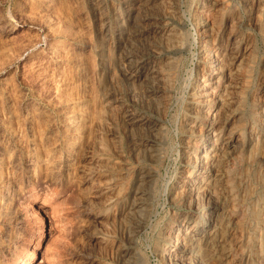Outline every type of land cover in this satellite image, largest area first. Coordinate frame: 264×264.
<instances>
[{
    "label": "rangeland",
    "instance_id": "1",
    "mask_svg": "<svg viewBox=\"0 0 264 264\" xmlns=\"http://www.w3.org/2000/svg\"><path fill=\"white\" fill-rule=\"evenodd\" d=\"M263 18L264 0H0V264H192L187 246L213 229L201 264L241 242L258 264L262 153L236 163L235 204L188 156L203 157L196 112L230 127L228 151L262 118ZM136 24L148 33L132 38ZM207 34L232 54L216 89ZM201 181L219 206L206 226L208 197L179 194Z\"/></svg>",
    "mask_w": 264,
    "mask_h": 264
},
{
    "label": "bare ground",
    "instance_id": "2",
    "mask_svg": "<svg viewBox=\"0 0 264 264\" xmlns=\"http://www.w3.org/2000/svg\"><path fill=\"white\" fill-rule=\"evenodd\" d=\"M150 1H152V0H150ZM133 23H131V24H133ZM130 29H131L132 38H134V37L140 38V37H142L148 33L149 28L145 27V28L139 29V27L136 24L135 27H132V28L130 27ZM209 32H214V31L210 30ZM229 32H231V31H229ZM207 35L205 37H208V41L205 42V44H204L205 48L203 47L200 49V53H202V54H200L199 56H200L201 60L206 65H209V69L207 70L208 74L212 75L214 72L216 74H218L216 81L213 83V86H215L214 89H216L218 86V83L220 81H224V79H226L228 77V74H230V72H231V69L229 67H226V64L221 63L222 62L221 59H223L224 56L230 57V55H232V54L229 53L230 52L229 47H228L229 37L226 38L225 42H224V38L222 37L223 34L222 35L221 34L215 35V36L214 35H212V36L208 35L207 36ZM234 48L231 47V50H233ZM238 50H240L239 52H241V51H245L246 49L243 50V47L238 46ZM234 52H235V50H234ZM127 58H129V57H127ZM239 58H240V55H234V57H232V60L234 59V62H232V63L235 65L236 62L239 60ZM230 59H231V57H230ZM132 61L133 60H131V62ZM134 63H135V66L137 63H138L137 66L141 65L140 61H138V60L134 61ZM240 64H241V62L239 61L237 66H240ZM140 68L145 69L144 65H142ZM151 68H152V70H151ZM151 68L148 69V72L150 71L152 73L155 70L153 69V67H151ZM204 79L205 78H203V80ZM204 88H205V85L203 84L202 89H204ZM151 93H152V91H151ZM223 95H226V92H224ZM199 96L200 95H197L196 97H199ZM258 102H259V100H258ZM260 110H262L260 112L262 118L261 119L255 118L254 124L252 123V124H249L248 126H245L240 131V138L242 139L241 143L239 145H235V146L233 145V147L229 151H228V147L225 148V146H221V148H218V149L216 147L218 145V141L221 138V136H223L224 134H226L227 137L230 136L231 130H228L230 127H228V129H227L226 123L218 124L213 119H208L207 113H204L202 111L196 112L195 124L200 126V131L198 133V135L200 136V139H196V142L193 145L198 144V142L204 143V147L202 149L203 157H195V155H192V152L194 153L195 150H191V154H189V156H188L189 163L192 165V167L200 166V163H201L200 161H203L206 165L210 164L209 169L207 167H205L203 169V173H206L207 171L215 172L214 173L215 178L213 180L214 181L213 187H214V189L216 188L215 192H219L220 194L222 193L225 196V199L227 200V202H232V204L234 202H236V198L238 196V193L240 192L239 191L237 193V190H239V189L236 188V183L237 182L240 183L239 181H240V178L242 175L241 176L238 175V174H240V173H238V171L243 167V166H240V169L238 170L237 167L239 165L236 167V163H239L241 160H243V158L245 156L247 157L248 154L250 155L252 153V155H253V153H255L254 151H258L259 153H262V154H261V157H260V160L258 163L259 166L258 165H256V166L259 167L260 173H262L264 175V106L262 108H260ZM125 115L129 116L131 114H128V112L126 111ZM256 115H257V113H256ZM226 131H227V133H226ZM246 132L249 136L248 140H246V136H247ZM202 138H203V140H202ZM226 143H227V141L224 142V145ZM249 145L251 147H249ZM252 162H253V160H252ZM254 162H256V160ZM245 165H247V164H245ZM251 166H252V164H251ZM248 168L250 170V167H248ZM242 170L244 171V169H242ZM190 174H191V172L189 171L188 175H190ZM243 174H244V172H243ZM261 177H262V175H261ZM181 183H182L181 185L185 184L184 181H182ZM202 183H203L202 181L193 183V185H192L193 188H191V190L189 189L188 191L182 186L179 194L184 195L186 193V194H189L191 197L194 196V194H196V202H202V201H204V199L206 197H208V200H207L208 202L206 203V205H204L201 208V210L199 212H197V215H196L197 216L196 217V219H197L196 224L200 223V224L206 226V224H208L207 221L210 224L213 219H215V221L220 220V219H218L219 216L216 213L217 212L216 210H219V206L215 205L216 203L213 204L214 202L213 203L209 202V199H211V191H210V189L207 188L206 185H204ZM188 186H191V185H188ZM243 196H244V194H243ZM239 199H240V197H239ZM239 199L237 201H239ZM237 208L238 207H236V211L234 213H236V217L238 218L239 216H242V214L241 215L239 214L238 210H240V209L238 208V210H237ZM221 212H222V210H221ZM100 215L102 216V214H100ZM260 215H262V214H260ZM226 218H228V217H226ZM241 220H242V218L240 219V222H241ZM227 225L228 224L224 225V227L226 229L225 232H228L227 231L228 230ZM241 227H243V226H241ZM213 228H215V226H213ZM262 229H264V227H262ZM211 233H213V234L215 233L214 229L210 233H208V236H206L207 233H205L206 237H204L203 240L202 239L199 240L200 242L197 246L196 251L188 249V248H191V249L194 248V246H192L191 244L189 246H187L186 253L189 254V257H191L193 259L192 264H201L204 260V257L206 256V254L211 253L212 250L214 249V246L217 245L218 241H216L214 239V237L212 236ZM244 244H243V242H241L235 248H229V249L225 248L223 251L224 259L227 261L229 260V264H250L251 263L249 261L250 258L248 256H246V257L244 256L245 255L244 254L245 253L244 248H243ZM185 245H186V243H184V245H183L184 248H186ZM258 253H259V257L257 259V260H259L258 264H264V230L258 239ZM30 258H31V252H28L26 260L29 261ZM254 260H256V259H254Z\"/></svg>",
    "mask_w": 264,
    "mask_h": 264
}]
</instances>
